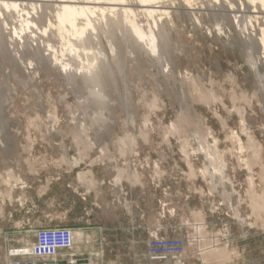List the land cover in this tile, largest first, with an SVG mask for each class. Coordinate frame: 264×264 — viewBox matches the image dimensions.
<instances>
[{
  "label": "rangeland",
  "instance_id": "374dc122",
  "mask_svg": "<svg viewBox=\"0 0 264 264\" xmlns=\"http://www.w3.org/2000/svg\"><path fill=\"white\" fill-rule=\"evenodd\" d=\"M61 1L0 0V264L34 242L32 226L68 223L52 171L78 161L167 162L135 176L192 178L209 209L230 211L229 251L234 237L264 234L258 4L64 0L96 8L77 36L58 30Z\"/></svg>",
  "mask_w": 264,
  "mask_h": 264
},
{
  "label": "crops",
  "instance_id": "0c3cea01",
  "mask_svg": "<svg viewBox=\"0 0 264 264\" xmlns=\"http://www.w3.org/2000/svg\"><path fill=\"white\" fill-rule=\"evenodd\" d=\"M78 162L52 171L53 185L62 186L69 194L68 223L35 225L32 232L64 228L78 234L73 252L79 263L173 264L148 260L150 235L183 238L202 222L214 231H219L224 222L230 230L233 227L228 212L226 218L215 212L213 205L209 209L192 178L169 177L165 172H140L135 176V168H165L167 162H138L139 166H135V160ZM239 227L243 233L248 232L244 226ZM261 231H249L252 233L241 239L234 237L232 251L228 245L196 256L187 249L182 264H264Z\"/></svg>",
  "mask_w": 264,
  "mask_h": 264
},
{
  "label": "built area",
  "instance_id": "2783aa9c",
  "mask_svg": "<svg viewBox=\"0 0 264 264\" xmlns=\"http://www.w3.org/2000/svg\"><path fill=\"white\" fill-rule=\"evenodd\" d=\"M214 210L219 212V206ZM229 218L233 220L231 216ZM241 221L239 226H248L243 223L244 220ZM208 226L203 222L195 224L191 234L183 238L150 235L146 246L148 260L182 264L187 249H192L196 256H201L220 246L227 247L230 244V228L226 223L219 228V231L211 229L207 232ZM78 237L76 233L64 228L39 230L34 233L32 244L8 247L5 264H90V262L79 263L75 259L73 249ZM59 259H62V262H59Z\"/></svg>",
  "mask_w": 264,
  "mask_h": 264
},
{
  "label": "bare ground",
  "instance_id": "6f19581e",
  "mask_svg": "<svg viewBox=\"0 0 264 264\" xmlns=\"http://www.w3.org/2000/svg\"><path fill=\"white\" fill-rule=\"evenodd\" d=\"M66 1V0H65ZM64 0H62L61 2L63 3V4H61V9H59L57 12H56V19L58 20V30H61V27L63 26V25H65V24H67L69 27H70V29L77 35V36H82L84 33H85V31H86V29L87 28H89V27H91V29L93 30V27H92V25H91V21L89 20V18H88V14L89 15H92L94 12V10L93 9H96V8H92V9H90V8H86V7H84V6H81V7H78V6H75V5H72V4H69V2H66V3H64L65 2ZM107 1H109V0H107ZM111 1V0H110ZM113 1H115V0H113ZM116 1H119V2H123L124 0H116ZM149 1H152V0H149ZM238 1H241V0H238ZM240 3V2H239ZM243 3H245V7L247 8V7H249L251 4H258V7H255L257 10H258V8H260V11H257L256 10V13L257 14H259V16L257 17L258 18V23H257V26H258V30L260 31V45H262V47L264 48V0H244L243 1ZM4 5V7H7L6 5L8 4H5V3H3ZM8 6H9V4H8ZM16 6V5H15ZM14 6V7H15ZM111 6V5H110ZM252 6V5H251ZM250 6V7H251ZM10 7H12L11 5H10ZM14 7H12V8H14ZM14 9H16V7L14 8ZM120 9V8H119ZM118 9V10H119ZM123 9V8H122ZM93 10V11H92ZM100 10V9H99ZM111 10H113V9H111ZM127 10V8H124V13H126L127 15L128 14H130V11H126ZM113 11H115V10H113ZM122 12V13H123ZM151 12H153V11H151ZM150 12V13H151ZM253 12H254V10H253ZM111 13V12H110ZM123 13V14H124ZM255 13V12H254ZM126 15V16H127ZM82 17H84L83 19L84 20H86V21H84V22H86V23H84V26H83V28H81L80 27V29L78 28V27H76V22H77V19L78 18H82ZM128 18V17H127ZM27 25H28V23H27ZM79 25V24H78ZM78 28V29H77ZM132 28L134 29V31L136 32V35H138V36H143V34L141 33V32H139L138 31V29L136 28V26H134L133 24H132ZM262 36V37H261ZM153 41V40H152ZM259 41V40H258ZM152 43V42H151ZM150 45V44H149ZM153 45V44H152ZM151 47V46H150ZM153 48V47H152ZM154 49V48H153ZM263 57V56H262ZM261 58V57H260Z\"/></svg>",
  "mask_w": 264,
  "mask_h": 264
}]
</instances>
